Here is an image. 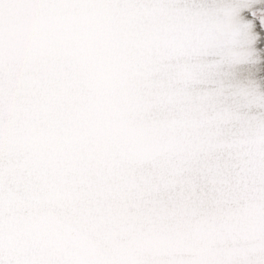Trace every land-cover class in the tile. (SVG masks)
Returning <instances> with one entry per match:
<instances>
[{
  "label": "snow or ice",
  "instance_id": "6c2138e0",
  "mask_svg": "<svg viewBox=\"0 0 264 264\" xmlns=\"http://www.w3.org/2000/svg\"><path fill=\"white\" fill-rule=\"evenodd\" d=\"M0 264H264V0H0Z\"/></svg>",
  "mask_w": 264,
  "mask_h": 264
}]
</instances>
